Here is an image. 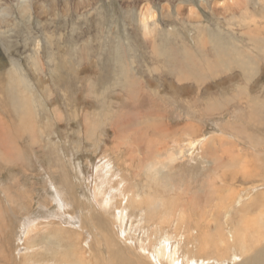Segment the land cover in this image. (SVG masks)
I'll return each instance as SVG.
<instances>
[{
    "label": "rangeland",
    "instance_id": "obj_1",
    "mask_svg": "<svg viewBox=\"0 0 264 264\" xmlns=\"http://www.w3.org/2000/svg\"><path fill=\"white\" fill-rule=\"evenodd\" d=\"M217 187L264 191V0H0V264H239Z\"/></svg>",
    "mask_w": 264,
    "mask_h": 264
},
{
    "label": "bare ground",
    "instance_id": "obj_2",
    "mask_svg": "<svg viewBox=\"0 0 264 264\" xmlns=\"http://www.w3.org/2000/svg\"><path fill=\"white\" fill-rule=\"evenodd\" d=\"M235 3V2H234ZM233 3V4H234ZM220 5V4H219ZM148 11V9H147ZM152 12V11H151ZM154 15V13H153ZM152 14H149V12H143L142 14V17H141V21L142 23L146 26V24L151 20L153 19ZM204 36V35H203ZM211 37V36H210ZM204 39V38H203ZM201 39V41L203 40ZM183 40V39H182ZM206 44V43H204ZM202 45V44H201ZM206 46H204L202 49L204 50ZM185 52H186V55L189 56V57H192L191 54L187 51V49H185ZM214 54H215V59L213 61V69L214 71L216 70H219L220 72H226L228 71L232 66L231 64L230 65H225L226 61H225V57L228 58V61L232 60L234 58V56L236 55L235 54V48L234 47H227L226 51H223L219 45H217V48L214 49ZM180 53V52H179ZM183 53V52H182ZM186 56L183 58V60H179L178 64L179 65V68L181 67L182 68V65L184 66H187V72L186 73H189L192 74V77L194 73L198 72L199 69H196V70H192L190 68V64L193 63V59L192 58H189ZM242 58L241 60V63L242 65L245 66V63H244V60H245V57L244 56H240ZM218 59V62H219V65L220 67H214V65H216L215 63V60ZM234 62V60L232 61V63ZM201 65V64H200ZM238 67V65H237ZM178 68V67H177ZM176 68V69H177ZM178 68V69H179ZM233 68V67H232ZM231 68V69H232ZM186 69V68H185ZM212 73H213V70H212ZM185 76V75H184ZM197 76V75H196ZM15 106V105H14ZM17 107V106H16ZM18 109V108H17ZM18 110H21V109H18ZM25 110L23 111L24 115H25ZM21 115V123L22 124H25V126L30 130L29 126L26 125V121H24V115ZM29 118V116H28ZM32 127V126H31ZM212 141V140H211ZM237 152V151H236ZM224 154L226 157H220L218 158V162L220 164H218L217 162V168L219 166L218 169H222L221 166H225L226 169H229L232 167L233 163H234V158L231 157V155L233 154H238L237 153H233V152H230L229 149L225 150L224 151ZM226 158V159H225ZM238 158H240L238 156ZM243 162H245V165L242 166L241 168V165L239 166L241 168V173L240 175H242V180L243 179H250L251 177H254V174L256 173H253V169L250 167V165L248 164V162L244 161L243 159ZM156 163V162H155ZM216 166L214 168H216ZM216 169V171H218ZM226 173V171H225ZM231 173V172H230ZM221 174H224V172H222ZM220 174V175H221ZM238 176L237 173H234V174H231V176ZM221 176H219L220 178ZM225 178V177H224ZM233 178H231L230 180H232ZM235 179V178H234ZM233 179V180H234ZM221 180V179H220ZM225 185V184H224ZM225 187V186H224ZM230 188V187H229ZM227 189V188H226ZM233 190V189H232ZM214 191V192H213ZM212 191V196L213 199L215 198V200L217 201V197H221L223 196V193H222V190H220V188L217 189L215 188L214 190ZM211 196V197H212ZM224 196L221 197V199L223 200ZM219 199V198H218ZM226 200L228 202H233L234 201V204L231 203V205H229L230 207H233V205L237 206L239 205V207L234 210L236 211L234 213V216H231L229 217L228 220H230V224H231V228L232 230L234 231L235 235L238 236L240 238V241H241V244H240V249H239V252L238 253H235V255H237V258H239L240 256L242 257V255H247L245 261L239 263V264H250V261H251V264H264V191L262 192H257V193H254L253 195H250L244 188L240 187L237 191H235V193L232 191V193H229L227 196H226ZM223 202V201H222ZM224 202H225V198H224ZM223 202V203H224ZM228 202H225V204L227 203L228 205ZM221 204V203H219ZM206 205V204H205ZM222 205V204H221ZM219 207V205H218ZM222 208V207H221ZM209 210H212L210 207L206 210V212L204 210L201 209L202 211V216H201V219H197V222L195 224V230L198 229V224L203 221V222H206L203 224V228L204 229H209L208 231L212 230V226L213 225H210V221L212 220H207L208 218V212ZM224 210V209H223ZM226 212H227V209H225ZM224 212V211H223ZM224 212V213H226ZM218 214V213H217ZM219 214L220 215H223V213L221 214V211H219ZM236 217V220L234 221ZM200 220V221H199ZM199 222V223H198ZM213 222V221H212ZM214 223V222H213ZM201 224V223H200ZM202 225V224H201ZM214 227V226H213ZM203 228L200 229L203 231ZM199 231V229L197 230ZM203 233V232H202ZM224 232H221L220 234L217 235V237H220L223 235ZM231 238L232 237V234H231ZM221 241L223 243H225V240L224 239H221ZM230 241L229 238H227V243ZM228 246V244H226ZM107 248V247H106ZM97 249H100L99 252H98V255L102 253V246L98 245ZM129 250V249H128ZM98 251V250H97ZM127 251V250H126ZM86 252H89L90 253V250L87 249ZM105 252H107V250H105ZM125 252V251H124ZM130 252V251H127V253ZM139 253V252H138ZM120 254H122L120 252ZM111 255V254H110ZM131 255V253H130ZM122 256H124L122 254ZM129 256V255H127ZM132 256V255H131ZM139 257H141V259L144 260L145 264H149L146 260L148 257L146 256H141V254L138 255ZM108 257V256H107ZM114 258V256H112ZM235 258L234 256L232 257L231 255V259ZM101 259V258H100ZM146 259V260H145ZM151 259V257H150ZM230 259V260H231ZM102 260V259H101ZM101 264L103 261H101ZM112 260V259H111ZM119 260H117L118 262ZM135 261L137 262L138 264V259L135 258ZM153 261V260H152ZM125 262H126V259H125ZM143 262V261H142ZM105 263V261H104ZM120 263V261H119ZM98 264V263H97ZM106 264V263H105ZM108 264H114V261H110ZM121 264H125V263H122ZM143 264V263H142ZM153 264V263H152Z\"/></svg>",
    "mask_w": 264,
    "mask_h": 264
}]
</instances>
